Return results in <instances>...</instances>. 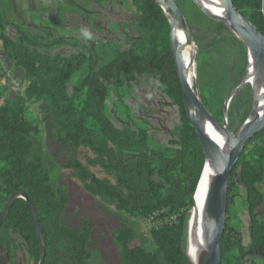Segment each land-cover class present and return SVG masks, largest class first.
I'll use <instances>...</instances> for the list:
<instances>
[{
	"label": "trees",
	"instance_id": "obj_1",
	"mask_svg": "<svg viewBox=\"0 0 264 264\" xmlns=\"http://www.w3.org/2000/svg\"><path fill=\"white\" fill-rule=\"evenodd\" d=\"M231 3L241 17L264 36V0H231ZM132 4L140 14L139 27L149 33L146 47L139 52H117L100 69L89 68L79 83L77 97H71L67 87L71 77L87 60L81 52L85 45L77 43V53L68 57L45 54L35 49L39 42L21 29H16L20 35L18 42L9 40L2 33L4 25L0 18L2 50L7 49L9 58L24 71L26 80L23 97L2 101L0 95V208L3 210L14 194L26 199L12 202L0 227V239L4 241L7 236L4 246L9 248L10 235L17 236L30 264L40 263L42 247L27 202L32 205L43 240L42 264H89L92 258L87 249L91 229L85 221L79 228L62 224L68 196L61 188L52 186L42 156L34 151L33 141L39 129L23 118L25 102L34 100L45 101L55 122L59 144L84 149L90 154L85 163L75 159L59 165L60 170L70 173L88 195L129 218L157 222L150 230L151 249L146 247L143 237L125 224L114 231L120 263L189 264L186 253L188 222L205 154L184 109L168 19L155 0H132ZM141 76L155 80L157 89L179 107L182 127L178 140L170 143L177 148L151 151L145 131L128 127L118 129L107 117L109 86L124 83L127 86ZM248 86L245 84L240 90L247 87L251 91ZM113 93L122 103L123 95L117 87ZM206 111L214 121L223 124L222 111L216 114ZM248 115L236 126L235 111L231 107L227 115L229 132L236 134ZM262 136L264 130L252 139ZM89 168L99 169L104 177H98ZM238 178L247 191L250 218L247 247L243 246L241 234L227 223ZM260 184H264V145H256L248 157L243 150L232 171L221 264H245L247 258H259L264 264V225L255 213L263 200L257 188Z\"/></svg>",
	"mask_w": 264,
	"mask_h": 264
},
{
	"label": "rangeland",
	"instance_id": "obj_2",
	"mask_svg": "<svg viewBox=\"0 0 264 264\" xmlns=\"http://www.w3.org/2000/svg\"><path fill=\"white\" fill-rule=\"evenodd\" d=\"M173 1L191 40V68L188 73L191 88L205 110L212 114L222 111L224 115L226 102L245 72L246 46L225 24L207 17L195 0ZM0 18L4 25L3 32H0L9 40L18 42L20 35L16 29H21L29 38L39 42L35 49L45 54L68 57L77 53V43L85 45L81 52L87 60L68 83L71 97H77L79 83L89 68L100 69L120 51L139 52L149 40V33L139 27L140 14L132 0H0ZM0 57L3 66L10 70L12 79L25 87L24 71L9 58L7 49L2 50L1 39ZM2 71L0 69L2 101L13 100L18 94L13 89L9 90ZM114 87L123 95L122 103L117 101ZM108 89L106 115L116 128L145 131L149 149L154 152L177 148L170 143L179 138L182 127L180 109L157 89L155 80L141 76L127 86L125 83L113 84ZM231 107L235 111L237 126L252 108L251 91L245 87L236 92L227 107V115ZM23 118L39 129V135L33 141L34 151L42 156L52 186L61 188L68 196L62 224L79 228L85 221L91 229L87 245L92 255L89 264H121L113 233L123 224L143 237L146 247L151 249L150 230L153 223H157L155 220L129 218L88 195L70 173L59 169V165L75 159L85 163L90 154L87 150H77L56 141L55 122L45 101L25 102ZM254 136L243 148L247 157L256 145H264V136L253 140ZM89 169L98 177H104L99 169ZM257 188L263 200L255 213L257 220L264 225V184ZM233 195L234 204L229 210L227 223L241 234L243 246L247 247L250 242L247 191L239 178L235 180ZM7 241V236L4 241L0 239V264H30L22 241L10 235L9 248L4 246ZM245 264H261V260L247 258Z\"/></svg>",
	"mask_w": 264,
	"mask_h": 264
},
{
	"label": "bare ground",
	"instance_id": "obj_3",
	"mask_svg": "<svg viewBox=\"0 0 264 264\" xmlns=\"http://www.w3.org/2000/svg\"><path fill=\"white\" fill-rule=\"evenodd\" d=\"M164 7V0H159ZM206 15L210 19L219 23L225 24L226 11L222 4L217 0H195ZM167 19L173 29L174 47L186 78V84L189 91V99L186 102V109L189 113L193 125L200 129V132L204 134L210 145H205V163L203 167V176L197 193L194 198V205L189 216L188 230H187V247L190 264H200L202 262V254L204 248L208 243V237L210 234L211 226L215 218V211L212 207L210 199H205L204 187L212 186L216 170L222 164L224 159L229 154L231 148L236 142L238 136H234L232 133L228 135L226 130L221 128L225 122L227 125V112L226 120L223 119V124H215L216 121L209 119L208 113H200L197 111V107L194 103L195 99L198 100L193 92L188 79V73L191 68V59L189 55V45L183 48L186 44V39L183 31V27L178 20H174L168 13ZM211 15V16H210ZM246 53V68H245V84H248L251 88L252 94V108L251 111L241 126V130L238 135L253 129L259 119L264 114V68L260 62L253 55L252 51L247 48ZM244 77V78H245ZM199 101V100H198ZM228 102V100H227ZM226 106L228 107V103ZM228 104V105H227ZM225 106V107H226ZM211 118V117H210ZM224 118V115H223ZM221 129V130H220ZM228 130V128H227ZM221 131L225 132V136L221 135ZM229 132V130H228ZM232 134V135H231ZM210 182L212 184H210Z\"/></svg>",
	"mask_w": 264,
	"mask_h": 264
},
{
	"label": "water",
	"instance_id": "obj_4",
	"mask_svg": "<svg viewBox=\"0 0 264 264\" xmlns=\"http://www.w3.org/2000/svg\"><path fill=\"white\" fill-rule=\"evenodd\" d=\"M220 4L223 5L225 11H226V20H225V25L245 44L247 48H249L253 55L256 57V59L260 62L262 67L264 68V36L263 34L258 31L256 28H254L245 18L241 17V15L233 8L231 0H217ZM156 5L160 6L162 10L164 11V14L166 15L167 13L174 19L178 20L180 24L183 27L185 39H186V44L183 48H186L187 45L191 43L190 37L188 32L184 28V19L181 16V14L178 12L176 5L173 0H164V7L160 3L159 0H155ZM203 12V11H202ZM205 15H209L206 11L203 12ZM211 16V15H210ZM167 17V15H166ZM171 27V25H170ZM170 44L172 48V53L174 57V62H175V68H176V75H177V80H178V85L182 94V99L184 103V107L186 110L187 118L191 123L192 128L195 130L201 146L203 148L204 154H205V145H210V142L208 141L207 137L200 132V129H197L189 116V113L186 109V102L189 99V91L187 88L186 84V78L184 75V71L182 68V64L180 63V60L178 58V55L176 53L175 47H174V36H173V29L171 27V32H170ZM245 80L246 77L243 78L241 83L237 86V88L230 94L228 98V104L230 103L232 97L235 95L236 92H238L243 86H245ZM253 94V92H252ZM254 94H253V99H254ZM197 111L200 113H204L206 110L204 107L200 104V101L196 100L194 101ZM227 104V105H228ZM226 112H227V106L225 107L224 110V118L226 120ZM209 119L213 120L212 118L209 117ZM215 124H219L215 122ZM222 129L224 128L228 135L230 132L227 130V125L226 122L220 126ZM221 130V129H220ZM241 130V127L237 131V133L234 136H238L236 139L235 144L231 148L229 154L227 157L224 159L222 164L219 166V168L216 170L215 173V179L212 186L210 187H204V194H205V199L211 201L212 207L215 211V218L213 221V224L211 226L210 234L208 237V243L206 247L204 248V252L202 254V262L200 264H221V245H222V239H223V234L225 230V224H226V199H227V192H228V187H229V182L231 179L232 171L234 167L236 166L239 157L243 151V148L247 141L254 135H257L258 133L262 132L264 130V114L263 116L259 119L257 125L251 129L250 131L244 132L241 135H238ZM225 132L221 131V135L225 136ZM232 135V134H231ZM203 171L201 172L200 179L197 183V187L195 189V192L193 194V203H194V198L197 193V190L199 188V185L202 180L203 176ZM23 199L26 200L24 196L19 195V194H14L12 195L7 204L5 205L2 216L0 217V226L2 225L9 209L13 201L16 199ZM29 210L32 214L33 217V222H34V227L36 231L37 238L41 242V260L39 264L43 263V258H44V249H43V240L40 235V230L36 222V218L34 215V210L32 208V205L27 202ZM186 253H187V258L188 256V247L186 248ZM189 261V259H188ZM190 264V263H189Z\"/></svg>",
	"mask_w": 264,
	"mask_h": 264
},
{
	"label": "built area",
	"instance_id": "obj_5",
	"mask_svg": "<svg viewBox=\"0 0 264 264\" xmlns=\"http://www.w3.org/2000/svg\"><path fill=\"white\" fill-rule=\"evenodd\" d=\"M0 69H2L3 74L5 75L4 79L7 81V84H9V90L13 89L19 97H23L24 96V90L25 87L20 84L16 79H12L11 74L8 71L7 66H3L2 64V59L0 57Z\"/></svg>",
	"mask_w": 264,
	"mask_h": 264
}]
</instances>
